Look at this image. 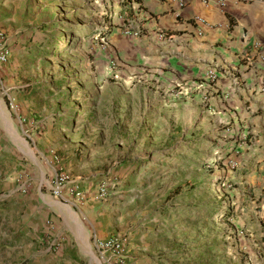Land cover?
<instances>
[{"label": "rangeland", "instance_id": "374dc122", "mask_svg": "<svg viewBox=\"0 0 264 264\" xmlns=\"http://www.w3.org/2000/svg\"><path fill=\"white\" fill-rule=\"evenodd\" d=\"M103 12L100 0H0V264H114L99 248L109 237L124 264H263L242 216L253 187L226 178L246 139L175 117V88L150 74L121 76L102 52ZM76 194L92 199L87 215ZM85 216L102 236L82 246Z\"/></svg>", "mask_w": 264, "mask_h": 264}, {"label": "crops", "instance_id": "0c3cea01", "mask_svg": "<svg viewBox=\"0 0 264 264\" xmlns=\"http://www.w3.org/2000/svg\"><path fill=\"white\" fill-rule=\"evenodd\" d=\"M133 1L136 5L100 0L113 23L109 45L102 52L120 60L121 76L126 79L148 73L158 88H175L169 95L175 117L229 125L231 137L246 139L231 152L237 171L226 178L237 179L243 188L253 187L251 211L242 216L253 227L250 240L262 250L264 264V0ZM195 17L205 25L196 23ZM130 24L142 25L146 33L137 38L124 35V27ZM157 31L169 38L160 40ZM214 66L220 70L210 80L206 74ZM91 200L77 197V210L87 215L93 208ZM84 218L74 242L84 246L89 237L95 244L102 233L94 219L91 224Z\"/></svg>", "mask_w": 264, "mask_h": 264}, {"label": "built area", "instance_id": "2783aa9c", "mask_svg": "<svg viewBox=\"0 0 264 264\" xmlns=\"http://www.w3.org/2000/svg\"><path fill=\"white\" fill-rule=\"evenodd\" d=\"M128 3H131V5H136L135 3H133V0H126ZM222 4V2L220 3ZM179 6L182 7L183 3H179ZM195 22L201 25H205V21L203 19H201L200 17H195ZM146 33V29L143 28L142 25H127L124 27V31L123 34L127 35V36H133V38H137L142 36L143 34ZM157 35V37L160 40H164L169 38L168 35L163 32V31H157L155 33ZM104 39L101 38V41H103ZM9 54H10V50L9 47H4L3 49L0 50V63H7L8 59H9ZM117 68H116V64L111 63V71L114 74V77L117 78L118 74H117ZM220 70V67L218 66H214L212 70H210L209 72H207L206 77L208 79H215L216 75L214 73V71ZM135 78H133L134 81ZM233 81L235 82V85H238V80L236 79V77L233 78ZM263 85V90H264V80L262 82ZM107 186L105 184H101L97 187L94 195H95V199L97 200H102L105 198L106 194H107ZM63 191V185L57 186L56 188V192L55 195L58 196L60 192ZM77 197H79L80 199L84 198V195H80V194H76ZM99 248L103 251V253H110V258H113L115 260L114 264H124V254H125V243L123 240L119 239V238H114V237H109L106 238L104 241L99 243Z\"/></svg>", "mask_w": 264, "mask_h": 264}, {"label": "trees", "instance_id": "16d2710c", "mask_svg": "<svg viewBox=\"0 0 264 264\" xmlns=\"http://www.w3.org/2000/svg\"><path fill=\"white\" fill-rule=\"evenodd\" d=\"M104 35L103 34H100V37L102 38Z\"/></svg>", "mask_w": 264, "mask_h": 264}]
</instances>
